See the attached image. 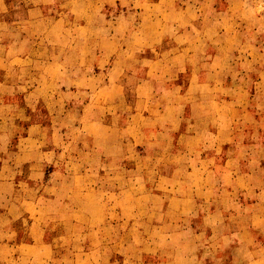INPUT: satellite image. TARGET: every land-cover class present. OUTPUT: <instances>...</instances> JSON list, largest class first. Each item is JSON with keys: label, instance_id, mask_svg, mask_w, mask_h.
<instances>
[{"label": "crops", "instance_id": "crops-1", "mask_svg": "<svg viewBox=\"0 0 264 264\" xmlns=\"http://www.w3.org/2000/svg\"><path fill=\"white\" fill-rule=\"evenodd\" d=\"M3 1L8 0H0ZM15 3L13 6L10 0L7 9L0 10V102H14L30 121L22 127L24 133L8 146L7 134L13 136L11 127L3 124L0 116V264H78L72 237H58L70 249L61 252L56 248L57 237L45 235L47 223L43 218L47 210L45 187L68 182L70 187L65 189L68 192L63 210L68 218H73V227L82 226L83 221L75 216L90 212L92 205L80 207L73 202L72 195L77 190L73 182L77 176L89 182L85 189L90 193L118 197L133 191L134 199L151 198V203H133L131 209L119 208L120 212L128 213L123 222L142 227L144 223L140 219L144 214L148 216L147 226L160 227L168 244L178 234L184 236L177 243L191 242L187 236L190 229L195 235L200 233L199 227L201 232L207 229L214 232L222 224L223 230L213 239L220 250L226 248L225 241L233 242L236 248L243 247L249 233L248 243L255 246L246 257L238 253L227 258L218 256L215 260L219 264H264V255L257 254L258 248L264 247V241L257 236L264 237V125L262 121L259 126L252 125L254 110L248 105L229 110L221 108L220 105L230 101L228 94L217 91V84L223 79V75L219 79L217 74L223 67L212 60L186 62L183 49L179 48L186 41L182 36L180 41L175 40L178 43L175 51L181 52V58L160 62L158 58L146 57L136 60L138 65H132L126 54L128 34L117 32L109 36L107 28L102 27L103 33L94 37L101 39V46L94 47L98 56L92 61L86 58L85 52L91 53L93 49L85 48L83 43L92 34L90 20H84V16L72 10L74 14H63L56 0L34 3L16 0ZM50 3L60 12H46L45 5ZM69 20L83 22L67 28L65 24ZM121 21V28L130 23L126 20V25H122ZM143 46L136 47L146 51ZM186 50L188 53L187 47ZM86 76L88 85L80 86ZM99 77L102 80L94 86L91 80ZM130 77L135 78V83L133 94L128 96L125 89ZM180 77L183 78L181 86L174 81ZM263 78L257 82H263ZM195 84L207 85L210 89L208 92L191 90ZM177 87L182 90L177 91ZM53 91L58 96H51ZM257 95L248 93L251 100L258 99ZM53 98L62 100L59 112L55 107L48 110L46 102L43 103ZM79 103L82 107L77 109L75 122L73 114ZM44 113L48 122L33 120L34 116L41 117ZM80 126L87 127L90 138L95 133L89 127L100 129L102 146H83L84 172L54 168L46 180L45 165L51 160L47 157L61 149L56 133ZM125 139L134 149V168L146 162L151 165L144 190L125 186L107 188L102 183L109 176L105 172L109 165L124 164ZM10 148H15L11 150L13 156L4 160L6 149ZM63 162L64 158L59 163ZM143 168L146 169L145 166L139 169ZM185 181L189 183L188 188ZM157 182L164 186L158 188ZM159 197L164 202L155 204ZM130 212L136 213L132 219ZM226 226L231 230H226ZM149 237L153 250L160 248L156 246H160L162 238ZM104 238H96L94 248L81 252L85 257L80 264H93L89 257L96 253L97 257L105 256L108 245ZM197 246L193 257L199 259L200 243ZM134 256L133 264H141V251Z\"/></svg>", "mask_w": 264, "mask_h": 264}, {"label": "rangeland", "instance_id": "rangeland-1", "mask_svg": "<svg viewBox=\"0 0 264 264\" xmlns=\"http://www.w3.org/2000/svg\"><path fill=\"white\" fill-rule=\"evenodd\" d=\"M9 1L0 2V10L4 11L7 9L5 7ZM15 1L12 0L13 6L16 5ZM34 1L28 0V3H34ZM56 4L59 5V10H63V14L67 12H69L67 13L69 15L78 13L82 17L84 16V20L91 21L92 34L87 36L83 43L85 48L93 49L91 53L88 50L85 52L86 58H91L92 61H95L96 56H98V51L94 50V47L98 49L101 46V39L94 38L95 35L100 36L103 33V31L100 32L101 27L103 30L107 28L109 36H113L117 32L128 34V40H125L128 46L126 54L132 65L138 63L136 60L146 57L158 58L160 62L181 58V52L175 51L178 45L175 40L180 41V36H182V39H186V41L181 44L183 47L179 48L183 49L186 62L196 64L197 62L212 60L216 64L219 63L220 67H223L217 74L219 79L223 75L222 81L217 84V91L224 95L228 94L227 97H230V101L220 105L221 108L229 110L237 107L243 108L248 105L254 110L253 118L250 120L252 125L259 126L261 121L264 125V78L263 82H257L261 77H264V0H56ZM46 5V12H60L55 10V5L51 3L49 6ZM181 10H184V12L182 13ZM120 19L122 20V25H126V20L130 21V23L126 27L121 28ZM80 22L83 21L81 20ZM80 22L69 20L65 25L67 28H74ZM62 38L61 41L63 42ZM138 45L139 48L145 45L143 47L147 50L141 51V49L136 47ZM186 47L189 49L188 53H186ZM237 63H239V66H237ZM96 69L95 67L94 70ZM88 79L89 77L86 76L80 81L79 85L87 86ZM100 80H102V77L97 80H91V83L95 86L100 83ZM181 80H183L182 77L174 79L179 86L182 85ZM134 81L135 78L130 77L126 82L125 92L128 96L133 94ZM209 89L207 85L201 86V84H195L191 87V90L199 92L204 90L208 92ZM181 90V87H177V91ZM249 92L252 93V96L256 92L259 98L255 97L253 99L251 96V100L248 97ZM50 95H57V93L53 91ZM233 95H235L234 99ZM45 102L48 110L54 107L58 109V112L61 110L59 106L62 102L61 99L59 101L54 100V98L46 99L43 101L44 105ZM203 106L206 107V104ZM81 107L82 105L79 103L74 111L76 113L73 114V120L71 118L72 121H77V109ZM44 114L41 117L34 116L33 120H45L48 122L47 115L46 113ZM0 116L2 117V123L4 124L5 122L6 126L11 127L13 136L9 137L7 134L6 138L8 146H10L9 144L16 142L17 136L24 133L22 127L30 120L15 107L14 102L10 101L6 103L0 102ZM88 129L95 133L94 138L87 136L86 126L56 133L57 138H55L60 142L61 149H56V153L53 152L55 154H50L47 157L51 160L45 165L46 180L50 179L54 168L66 171L74 170L78 174L84 172L85 154L82 153L83 146L86 147L88 144L91 147L98 146L100 148L103 144L100 135L101 130H96L95 126H91ZM124 142V150L122 151L124 164L119 165V167L118 165H109L105 171L108 172L109 176H106L105 179L103 178L102 183L107 188L125 186L132 188V190L135 188L136 190H144V185H147L145 178L147 179L148 166L150 167L151 165L146 162L142 163V166L134 168L135 165L132 164V162L134 163L133 157H135L133 155L134 149L129 140L125 139ZM11 150H15V148L6 149L4 160L13 156ZM59 158L60 161L64 158L62 164L59 163ZM146 160L149 161L148 159ZM81 162L82 164H80ZM135 162H138V159H135ZM143 166L146 169L140 170L139 168ZM87 167H90V165H87ZM92 172L95 173V169ZM134 172L136 173L135 175ZM137 174H139L140 180H138ZM133 175L135 176L134 179ZM74 183H76L74 187L78 191L75 190L76 195H72L75 198L73 202H76L80 207L86 204L92 205L90 212H80L75 216L80 218L81 222L83 221L82 226L73 227V218H68V213L63 210L65 208L63 200H65L68 192L65 189L70 187L68 182H56L54 187L53 185L45 187L44 206L47 210L43 213V218L44 223H47L45 235L47 237L51 235L57 237L56 248H59L61 252L70 251V249L68 250L66 245H64V239L57 240L58 237H72L75 247L74 252H78V264L85 257L81 252L86 251L88 247L94 248L96 238L101 236L105 237L104 242L107 243L108 247L105 249L104 257H97V253L89 257L90 262L93 264H133V257L135 258L134 255L139 251H141L142 257L140 259L141 264H219L220 261L215 260L218 256L227 258V256L231 257L234 253H238L239 256L243 255V257H246L252 250L251 248L255 246L253 243H248L249 233L246 236L248 239L243 241V247L236 248L233 242L230 244L225 241L226 245L221 243L226 248L220 250V246L213 243V239L223 230L222 224L216 227L214 232L209 229L201 232L199 227L200 233H195V235L194 231L190 229L187 236H189L191 242L177 243L184 236L178 234L174 235L173 240L168 244V239L166 240L160 227L150 228L147 226L148 220L145 222V219H148V216L144 214L140 219V223H144L142 227L140 225L132 227L123 222L124 220L126 221L125 215L128 213L120 212L119 208L128 207L131 209L133 203L146 204L149 201L151 203V198L148 199L147 196H141L134 199L133 191L126 192L124 196L118 197L111 194L99 195L97 193V195L94 191L90 193L85 189L89 186V182L79 176L76 179L74 178ZM161 184L158 183V188L164 186V184ZM185 185L187 188L189 187L188 181H185ZM156 200L155 204L164 202L163 197H159ZM173 204L177 205L176 202H173ZM259 208L261 209V207ZM129 214L131 215L130 219H132V215L136 213L130 212ZM86 220L87 222L84 223ZM91 221L93 224L90 226ZM226 230H231V227L226 226ZM83 232H86V234ZM157 235L162 238V241H160V246H156V248H160L153 250L148 243L151 239L149 236L156 237ZM257 236L264 241L263 236ZM209 238L211 240H208ZM198 243L201 245L199 249L200 257L196 259L193 254L198 248ZM257 251V254L264 255V247H259ZM65 255L68 254L65 253ZM58 256L61 259L60 255ZM184 257H187V259H183Z\"/></svg>", "mask_w": 264, "mask_h": 264}]
</instances>
